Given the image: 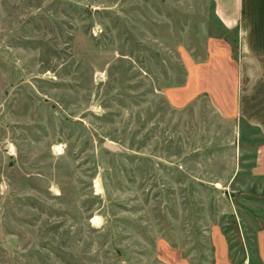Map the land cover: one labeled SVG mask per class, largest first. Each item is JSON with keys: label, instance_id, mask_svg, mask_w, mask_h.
I'll return each mask as SVG.
<instances>
[{"label": "rangeland", "instance_id": "obj_1", "mask_svg": "<svg viewBox=\"0 0 264 264\" xmlns=\"http://www.w3.org/2000/svg\"><path fill=\"white\" fill-rule=\"evenodd\" d=\"M237 56L208 0H0V264H264Z\"/></svg>", "mask_w": 264, "mask_h": 264}, {"label": "crops", "instance_id": "obj_2", "mask_svg": "<svg viewBox=\"0 0 264 264\" xmlns=\"http://www.w3.org/2000/svg\"><path fill=\"white\" fill-rule=\"evenodd\" d=\"M208 1L224 29L236 33V113L264 136V0Z\"/></svg>", "mask_w": 264, "mask_h": 264}, {"label": "water", "instance_id": "obj_3", "mask_svg": "<svg viewBox=\"0 0 264 264\" xmlns=\"http://www.w3.org/2000/svg\"><path fill=\"white\" fill-rule=\"evenodd\" d=\"M104 147H105L106 149L111 150V151H114V150L116 149L113 145H111V144L108 143V142L104 143Z\"/></svg>", "mask_w": 264, "mask_h": 264}]
</instances>
